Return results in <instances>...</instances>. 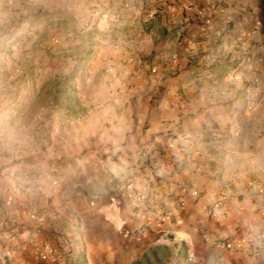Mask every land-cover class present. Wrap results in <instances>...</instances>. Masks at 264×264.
Listing matches in <instances>:
<instances>
[{
  "label": "crops",
  "instance_id": "0c3cea01",
  "mask_svg": "<svg viewBox=\"0 0 264 264\" xmlns=\"http://www.w3.org/2000/svg\"><path fill=\"white\" fill-rule=\"evenodd\" d=\"M71 1L0 0V212H12L4 204L12 199L19 207H30L38 217L37 222L26 221L9 264H141L158 248L171 249L180 264H189L190 254L205 264H264V254L252 259L215 244L244 238L250 227L264 230V124L259 126L252 116L239 123L221 115L229 107L224 90L229 86L234 87L230 91L238 90L232 75H223L220 85H213L205 81V72H196L190 80L165 83L159 101L140 105L136 100L154 92L159 79L158 73H148L143 63L141 70L132 71L131 80L137 88L132 89L133 98L127 106L109 103L106 95L94 102L89 97L83 115L75 114L71 107L62 112L54 102L62 68L45 52L46 23L53 31L59 30L63 22L76 19L72 9L85 3L86 8L96 6L94 12L104 11L106 19L108 14H117L109 22L138 24L141 14L154 10L151 5L156 3ZM164 1L157 7L171 9L173 0ZM5 31L13 32V39L25 32L33 37L14 41L8 51L4 48L7 38L2 36ZM107 55L101 52L102 57ZM210 94L218 97L207 98ZM206 111H213L218 119L205 122ZM103 155L111 160L107 164L111 179L124 176L146 196L144 213L137 215L124 201H113L110 179L99 185L89 180L73 190L77 194L63 201V215L55 199L41 200L40 208H52L47 215L31 207L33 194L41 191L44 195L52 187L49 190L45 174L43 182L34 180L27 186L18 177L32 171L25 169L44 170L53 160L60 167L55 176H65L71 170L72 177L76 169L97 166ZM147 156L150 161L173 160L177 164L164 172L159 183H150L145 178L148 167L143 164ZM222 186L228 189L223 191ZM62 189L58 186L55 191ZM220 194L225 195L228 212L224 217L209 218L206 208L212 197ZM178 202L183 207L176 212ZM140 226L146 228L144 234L126 235ZM64 235L69 239L67 252L59 249ZM37 242L48 245L54 255L40 259L32 248ZM181 245L186 260L180 255ZM241 245L246 246L245 239Z\"/></svg>",
  "mask_w": 264,
  "mask_h": 264
},
{
  "label": "rangeland",
  "instance_id": "374dc122",
  "mask_svg": "<svg viewBox=\"0 0 264 264\" xmlns=\"http://www.w3.org/2000/svg\"><path fill=\"white\" fill-rule=\"evenodd\" d=\"M154 2L155 5H151L154 10L148 9L147 14H141L138 24L109 22V19L117 17V14H108L106 19L103 16L104 11L99 9L94 12L92 9L98 8L94 5L86 8L85 3L81 7H74L72 16L76 19L63 22V26L57 27V31H53L50 23L46 21L43 32L45 52L54 59L56 66L62 68V74L56 82V100L54 97V102L61 107V111L71 107L75 114L83 115L86 108L84 105L89 97L94 102L95 98L97 101L102 98L104 100L106 95H109V103H124L127 106L133 98L132 89L137 88L133 83L135 81L131 80L133 72L141 70L145 63L148 73H158L159 79L155 80L158 85L154 92L146 93L136 100L137 104L148 105L159 101L165 83L190 80V76L196 72H205L208 77L205 81L210 80L213 85H220L223 75H232V80H235L232 82L237 85L238 90L236 93L230 91L234 90L233 86L224 90L223 96L228 100L226 104L229 107L224 109L221 115L227 116L228 120L236 119L239 123L247 116H252L259 126H263L264 0H173L170 3L171 9L162 7L164 0ZM158 4L162 6L157 7ZM168 21L171 22L170 25H167ZM2 36L7 38L4 48L8 51L12 49L11 43L33 37L29 36V32H25L13 39L11 31H5ZM103 51L108 53L105 58L101 56ZM64 88L68 91L63 92ZM214 97L218 96H207L210 99ZM215 115L213 111H206L205 122L218 119ZM149 157L143 161L147 167L149 163L156 161H150ZM1 158L3 157L0 154V176L3 168ZM99 161L101 163L92 168L76 169L77 173L70 177L73 173L71 170L65 176H55L60 171L59 162L50 160L44 170L25 169L32 171L21 172L18 177L29 186L28 182H43L44 174L48 175L46 184L49 190L52 187L51 190L44 195H41V191L39 194H33L31 207L35 209L36 206V212L39 209L47 215L52 208H40L41 200L55 199V206L63 215L66 212L63 201L76 195L77 192L73 190L84 187L88 181L79 184L73 182L75 184L72 186L76 187L68 185L69 182L76 181L86 174L98 185L110 179V190L120 182L131 184L124 176L114 179L108 176L110 170L107 164L111 160H108L106 155ZM58 186H63L62 192L55 191ZM7 207L12 210L9 215L0 212V222L7 223V227H10L13 214L19 213L22 216L27 214L30 208L19 207L14 201ZM22 221L24 228L26 219L22 218ZM64 227L67 229L69 226ZM63 238L59 249L67 252L69 239L66 235ZM36 244L51 250V255H54L53 249L48 245L38 242ZM14 247L16 244L11 246L10 255L0 253V264H9ZM173 256L171 249L153 250L141 264H180Z\"/></svg>",
  "mask_w": 264,
  "mask_h": 264
},
{
  "label": "built area",
  "instance_id": "2783aa9c",
  "mask_svg": "<svg viewBox=\"0 0 264 264\" xmlns=\"http://www.w3.org/2000/svg\"><path fill=\"white\" fill-rule=\"evenodd\" d=\"M162 161V162H160ZM177 164L176 161H152L146 170L145 178L148 182L157 184L159 183L163 177L164 172L167 171L168 168H174ZM223 191L228 189V186H222ZM111 198L113 201L119 203L120 201H124L129 207L133 209L137 213V215L145 212V203L146 196L142 193H138L131 184H123L120 182L116 187L110 190ZM232 196H236L232 194ZM225 195L220 194L217 196H213L210 204L206 208V215L209 218H219L224 217L228 210L225 208ZM13 204L12 199H8L5 202L6 206H11ZM183 207L182 202H178L176 204V212L179 211ZM23 219H26L28 222H37L38 217L33 212H27L22 216L19 213H15L12 215L10 227H7V223L0 222V253H4L6 256L12 253L11 246L18 242L21 234L23 233ZM146 232V228L144 226H140L135 228L132 231H128L126 235L128 237H137ZM245 239L246 246H242V240ZM215 244L222 246L228 252H237L244 254L252 259H256L264 254V230H258L254 227H250L246 234L243 237L238 238L236 241L227 239L219 242H215ZM34 253L42 260L48 259L51 256L52 251L44 249L37 244H33L32 246ZM189 264H205L203 262L198 261L193 255H189L188 257ZM214 264H225L224 261H218Z\"/></svg>",
  "mask_w": 264,
  "mask_h": 264
},
{
  "label": "trees",
  "instance_id": "16d2710c",
  "mask_svg": "<svg viewBox=\"0 0 264 264\" xmlns=\"http://www.w3.org/2000/svg\"><path fill=\"white\" fill-rule=\"evenodd\" d=\"M68 91V89L67 88H64V90H63V92H67ZM55 100H56V97H55ZM90 180V177H89V174H86L85 176H82V177H80L79 179H76V181H71V182H69V184L68 185H70V186H72V185H74L75 183L76 184H79V183H82V182H87V181H89ZM73 182H75V183H73ZM86 193V192H85ZM181 250H180V255H182V258H184V260H186L187 259V254H186V252H185V248H184V246L183 245H181V248H180ZM164 249L163 248H158V249H156L155 251H163ZM184 250V251H183ZM161 258H162V256H161ZM164 261V260H163ZM138 263H140V262H137V263H135V264H138Z\"/></svg>",
  "mask_w": 264,
  "mask_h": 264
},
{
  "label": "water",
  "instance_id": "95a60500",
  "mask_svg": "<svg viewBox=\"0 0 264 264\" xmlns=\"http://www.w3.org/2000/svg\"><path fill=\"white\" fill-rule=\"evenodd\" d=\"M168 238H171V236H169Z\"/></svg>",
  "mask_w": 264,
  "mask_h": 264
},
{
  "label": "clouds",
  "instance_id": "9594fccd",
  "mask_svg": "<svg viewBox=\"0 0 264 264\" xmlns=\"http://www.w3.org/2000/svg\"><path fill=\"white\" fill-rule=\"evenodd\" d=\"M10 139H11V136H10Z\"/></svg>",
  "mask_w": 264,
  "mask_h": 264
}]
</instances>
